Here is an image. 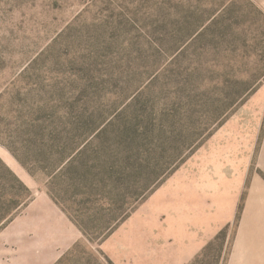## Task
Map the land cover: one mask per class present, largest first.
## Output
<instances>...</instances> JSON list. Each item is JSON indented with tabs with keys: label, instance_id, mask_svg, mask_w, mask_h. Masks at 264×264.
Returning a JSON list of instances; mask_svg holds the SVG:
<instances>
[{
	"label": "rangeland",
	"instance_id": "374dc122",
	"mask_svg": "<svg viewBox=\"0 0 264 264\" xmlns=\"http://www.w3.org/2000/svg\"><path fill=\"white\" fill-rule=\"evenodd\" d=\"M194 172L208 206L242 181L185 264H232L264 219V0H0V230L46 192L85 237L59 264H180L136 243Z\"/></svg>",
	"mask_w": 264,
	"mask_h": 264
},
{
	"label": "crops",
	"instance_id": "0c3cea01",
	"mask_svg": "<svg viewBox=\"0 0 264 264\" xmlns=\"http://www.w3.org/2000/svg\"><path fill=\"white\" fill-rule=\"evenodd\" d=\"M220 167L224 174V167ZM235 167L239 170L242 166L235 164ZM222 178L219 186L217 184L216 193L226 200H220L221 204L218 203L216 206H208L206 199L202 197L203 193L204 197L207 195V187L204 190L197 189L198 186L202 188L204 183L207 186V180H200L195 172L190 173L185 179L188 187L184 189L183 194L175 195L171 202L166 199L160 203V214L156 218L166 215L165 218L168 219L167 224L160 227L162 232L158 233L162 238L160 245L156 244L154 238V242L148 238H145V242L139 237L140 243L137 242L139 245L136 243V249L143 250V247L149 251L162 249L165 256H169L172 251L165 246L177 238L179 249L176 255L180 258V264L189 261L207 244L210 237L230 220L239 192L238 187L234 189V186L240 185L242 180ZM229 197L232 199L231 202ZM178 206L185 208L178 214L177 220L180 221L177 223L178 227L172 228L171 222L176 218L170 210ZM254 208L249 211L247 217L253 213ZM148 222L145 217L142 223L151 226ZM254 224L258 231L251 237L242 236L237 251L233 253L232 264H264V219L255 221ZM142 227L144 228V225ZM139 232L140 229L137 233ZM168 235H173L174 239H167ZM84 240L83 232L67 212L49 194L39 193L0 230V264H59ZM123 243L126 245V241Z\"/></svg>",
	"mask_w": 264,
	"mask_h": 264
},
{
	"label": "trees",
	"instance_id": "16d2710c",
	"mask_svg": "<svg viewBox=\"0 0 264 264\" xmlns=\"http://www.w3.org/2000/svg\"><path fill=\"white\" fill-rule=\"evenodd\" d=\"M156 185H157V184H156ZM156 185H155V186H156ZM149 188H150V187H149ZM149 188H148V189H149ZM146 197H147V194H146V192H145L144 194L141 195L140 198H143V199H144V198H146ZM222 233H223V231H222L220 234L222 235ZM220 234H219V236L217 237V239H218V238L220 239Z\"/></svg>",
	"mask_w": 264,
	"mask_h": 264
}]
</instances>
